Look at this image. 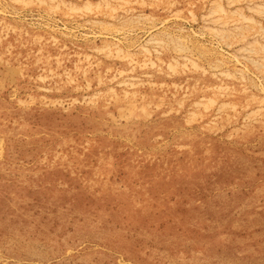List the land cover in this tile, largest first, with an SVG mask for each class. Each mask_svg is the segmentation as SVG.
Instances as JSON below:
<instances>
[{
    "label": "rangeland",
    "instance_id": "374dc122",
    "mask_svg": "<svg viewBox=\"0 0 264 264\" xmlns=\"http://www.w3.org/2000/svg\"><path fill=\"white\" fill-rule=\"evenodd\" d=\"M0 264H264V0H0Z\"/></svg>",
    "mask_w": 264,
    "mask_h": 264
}]
</instances>
